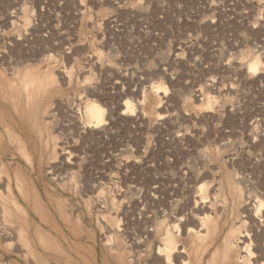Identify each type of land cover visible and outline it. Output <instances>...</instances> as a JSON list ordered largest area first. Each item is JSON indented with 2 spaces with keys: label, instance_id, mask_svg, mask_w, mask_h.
<instances>
[{
  "label": "rangeland",
  "instance_id": "374dc122",
  "mask_svg": "<svg viewBox=\"0 0 264 264\" xmlns=\"http://www.w3.org/2000/svg\"><path fill=\"white\" fill-rule=\"evenodd\" d=\"M263 72L264 0H0V160L20 164L47 210L31 220L69 253L36 245L43 263L144 264L174 231L196 264L239 236L246 200L264 204ZM137 101L140 117L122 114ZM90 102L112 111L93 133L68 113ZM193 193L211 200L206 236ZM10 248L0 264H34Z\"/></svg>",
  "mask_w": 264,
  "mask_h": 264
},
{
  "label": "bare ground",
  "instance_id": "6f19581e",
  "mask_svg": "<svg viewBox=\"0 0 264 264\" xmlns=\"http://www.w3.org/2000/svg\"><path fill=\"white\" fill-rule=\"evenodd\" d=\"M257 69V62H253L250 63L247 70L254 73ZM160 87L161 86H157L156 88L159 89ZM163 95H165L164 91ZM137 104V107H134V109L126 106L122 111V114L128 115L130 114L128 113L130 111L132 113L131 115L134 114L136 117H140L142 115V103L138 102ZM68 113L78 128L83 129L88 133H93L97 128L98 123H100L99 121L105 119V123L106 120L111 117L112 111L109 108L108 112H104L103 108H101L98 104L90 102L83 112L84 116L83 113H80L79 106L68 107ZM91 121H94L95 123H91ZM262 131H264V128H261L260 131L256 132L252 139L256 140L260 138V136L263 135L261 133ZM4 134L8 136L12 144H14V150H18L17 152H20L22 155L23 153L26 154V146L17 140L12 131L7 128V130L5 129ZM8 168L9 165L0 160V173L5 172L6 174L4 195L2 194V201L4 203L1 206L2 214L5 216V219L11 220V222H18V224L17 229L14 231H12L10 227L7 228L4 223L0 224V241L12 247L10 250L12 249L22 255H29L32 257V262L34 264H44L43 262H45L43 253L36 248V245L44 253L48 252L60 253L62 255L64 254V256L68 255L69 253L66 254L63 250L59 239L41 226L35 225L31 220L32 214H39V212H45L46 214L47 210L45 208V204H41L40 199L32 189L30 181L28 180L29 177L20 171V164H17V166L14 167L13 174L8 172ZM200 177H203L202 172H197L194 176L195 179ZM0 180L2 179L0 178ZM241 182H243L242 177H237V184ZM189 201L192 206L188 212L192 218L197 219L199 222L198 224L200 227L198 228V231L205 230V236L213 232L216 229L217 223H214V227L209 226L208 224V211L211 204L210 198L207 195L196 196V194L193 193L192 197L189 198ZM244 205V211L240 214L238 220L241 222L247 220L246 228L239 233V236H234L235 230L233 226L229 228L228 232L225 233L209 257L202 262V256L205 253V251H203L200 254L201 257L197 256L196 264H264V204L261 202L257 203L253 199H247ZM200 214H203V217H200ZM185 218L188 220V217L185 216ZM5 219L4 221L6 222ZM180 221L182 227L185 228L184 226L186 220L182 222L180 218ZM188 222L186 224H188ZM186 230H188V228ZM166 232L167 231H164V234H162L163 246L160 248L156 246L152 255L149 254L148 258L144 260V264H190V261L187 260L188 254L185 249L182 245L177 244L179 232ZM12 240L16 241V246H14ZM76 260V263L79 262L80 264H86L89 261L83 256H79ZM69 263L71 262L69 261Z\"/></svg>",
  "mask_w": 264,
  "mask_h": 264
}]
</instances>
